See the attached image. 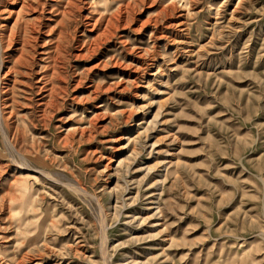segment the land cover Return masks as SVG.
<instances>
[{
  "label": "rangeland",
  "instance_id": "374dc122",
  "mask_svg": "<svg viewBox=\"0 0 264 264\" xmlns=\"http://www.w3.org/2000/svg\"><path fill=\"white\" fill-rule=\"evenodd\" d=\"M0 264H264V0H0Z\"/></svg>",
  "mask_w": 264,
  "mask_h": 264
}]
</instances>
